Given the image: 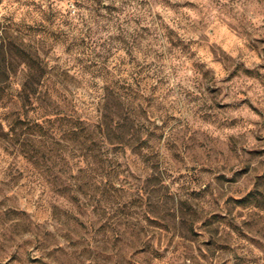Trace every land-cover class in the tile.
<instances>
[{"label":"rangeland","instance_id":"obj_1","mask_svg":"<svg viewBox=\"0 0 264 264\" xmlns=\"http://www.w3.org/2000/svg\"><path fill=\"white\" fill-rule=\"evenodd\" d=\"M4 64L0 264H264V0H0Z\"/></svg>","mask_w":264,"mask_h":264},{"label":"trees","instance_id":"obj_2","mask_svg":"<svg viewBox=\"0 0 264 264\" xmlns=\"http://www.w3.org/2000/svg\"><path fill=\"white\" fill-rule=\"evenodd\" d=\"M12 50V49H11ZM3 67H5V64L4 65H0V71H1V69L3 68ZM4 71H5V73H6V68L4 69ZM3 71V72H4ZM0 101H1V98H0Z\"/></svg>","mask_w":264,"mask_h":264}]
</instances>
